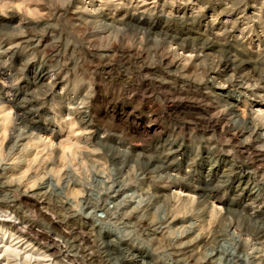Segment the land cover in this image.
Wrapping results in <instances>:
<instances>
[{
    "label": "clouds",
    "instance_id": "clouds-1",
    "mask_svg": "<svg viewBox=\"0 0 264 264\" xmlns=\"http://www.w3.org/2000/svg\"><path fill=\"white\" fill-rule=\"evenodd\" d=\"M0 264H264V0H0Z\"/></svg>",
    "mask_w": 264,
    "mask_h": 264
}]
</instances>
